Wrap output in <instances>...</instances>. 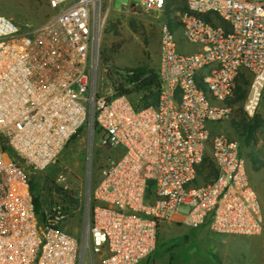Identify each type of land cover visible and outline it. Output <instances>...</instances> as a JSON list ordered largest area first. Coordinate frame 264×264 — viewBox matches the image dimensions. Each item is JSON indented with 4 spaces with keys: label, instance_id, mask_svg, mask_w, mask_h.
<instances>
[{
    "label": "built area",
    "instance_id": "2783aa9c",
    "mask_svg": "<svg viewBox=\"0 0 264 264\" xmlns=\"http://www.w3.org/2000/svg\"><path fill=\"white\" fill-rule=\"evenodd\" d=\"M167 1L132 7L160 12ZM185 1L187 11L175 15L194 51L179 53L171 28L161 26L158 101L141 109L126 96L97 91L104 5L111 0H46L56 13L37 27L0 15V264H82L83 251L104 252L101 264H138L166 226L264 232L239 142L210 129L232 115L229 103L245 72L242 111L252 119L259 109L264 0ZM86 124L99 131L102 147L120 154L95 186L87 185L78 240L51 227L58 218L40 223L29 174L52 166ZM205 156L216 174L198 184Z\"/></svg>",
    "mask_w": 264,
    "mask_h": 264
},
{
    "label": "rangeland",
    "instance_id": "374dc122",
    "mask_svg": "<svg viewBox=\"0 0 264 264\" xmlns=\"http://www.w3.org/2000/svg\"><path fill=\"white\" fill-rule=\"evenodd\" d=\"M138 3L139 0H111L104 5L108 15L101 34L99 58L100 53L112 45H120L121 49L111 63L106 64L102 59L99 62L97 91L101 96L113 94L107 79L109 75L113 80L125 83L126 76L134 72L143 76L157 69L160 28L163 24H168L174 33L179 53L194 51V47L184 43L182 29L175 15L181 12L177 8L184 5L183 0H171L160 12H144L132 7ZM55 13L48 8L46 0H0V15L18 24L37 27L47 23ZM219 21L216 23L219 24ZM243 74L250 78L246 72ZM126 87L132 89L133 84H127ZM142 94L133 92L129 99L143 105ZM236 97L234 93L229 103L233 108L230 118L221 124L210 125V129H214V134L221 132L239 142L249 183L256 193L261 217L264 219V96L252 119L244 115L243 101L235 102ZM98 135L99 131L93 132L86 124L65 146L52 166L43 173L29 174L31 179L34 176L33 195L41 212L47 214L64 208L66 215L60 225L61 229L78 240L86 213L87 185L91 182L95 186L108 162L120 154V151L102 147ZM59 176L64 177L63 182L58 181ZM49 179L53 184L49 183ZM66 196L72 200L71 206L64 204L71 202L68 199L63 201ZM202 236L185 227H162L154 250L138 264H200L198 256ZM229 244L233 249L232 254H236L237 258L245 257L246 262L251 264H264V232L257 236L233 235ZM103 255L104 252L92 255L83 251L82 264H101Z\"/></svg>",
    "mask_w": 264,
    "mask_h": 264
},
{
    "label": "trees",
    "instance_id": "16d2710c",
    "mask_svg": "<svg viewBox=\"0 0 264 264\" xmlns=\"http://www.w3.org/2000/svg\"><path fill=\"white\" fill-rule=\"evenodd\" d=\"M171 0H168L170 2ZM184 5L179 9V11L184 12L187 11V5L186 1L183 0ZM167 3L165 7H167ZM205 19H208L206 16H203ZM219 25H224L219 21ZM121 46L120 45H112L109 49H105L101 55V59L104 63L108 64L111 63L114 59V57L118 54L120 51ZM100 59V61H101ZM108 81L109 84L113 90V97L115 96H126L128 100L132 103V105L136 109H141V108H146L149 106H155L157 101H158V94L160 90V81L157 76L156 70L153 71H148L145 75L142 76L141 73L139 72H134L132 75L126 76L127 82L125 83H119L117 80H113L112 77L109 75L108 76ZM250 78L246 76V74L240 75L239 79L237 80V87L235 89V94L237 95L235 102H242L245 98L246 92H247V87L249 85ZM133 84L132 89H127L126 85L127 84ZM135 92H143L141 96V102L143 105L140 104H135L133 103L129 97L130 95ZM247 130V127H246ZM74 138V137H73ZM72 138V139H73ZM71 139V140H72ZM216 174L214 164L210 160L208 156H205L203 159V162L201 164L200 170L198 172V179L196 180V183H207L209 182L212 178H214ZM49 183L53 184V182L49 179ZM30 189H31V194H32V200L34 204V210L35 214L38 217V220L40 223L45 224L47 220L54 221L56 218H58L57 222L55 224H51V227L55 229H61V223L64 220L65 214V209L61 208L60 210H54L50 213L44 214L41 212V207L37 201L36 198H34L33 195V190H34V176L32 177L30 181ZM152 195V190L148 189L146 192V198L151 197ZM69 198L66 196V199L63 201H67ZM70 203L64 202V204L71 206L73 204L72 200ZM158 236V235H157Z\"/></svg>",
    "mask_w": 264,
    "mask_h": 264
},
{
    "label": "crops",
    "instance_id": "0c3cea01",
    "mask_svg": "<svg viewBox=\"0 0 264 264\" xmlns=\"http://www.w3.org/2000/svg\"><path fill=\"white\" fill-rule=\"evenodd\" d=\"M172 227V226H166ZM181 227V226H180ZM197 235H203L201 240V250L199 252L200 264H246L245 257L237 258L232 254L230 246L233 235H219L212 233L206 226L193 229ZM237 236V235H236ZM238 256H242L239 254ZM212 259V260H211ZM251 264V263H247Z\"/></svg>",
    "mask_w": 264,
    "mask_h": 264
}]
</instances>
